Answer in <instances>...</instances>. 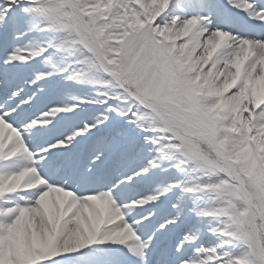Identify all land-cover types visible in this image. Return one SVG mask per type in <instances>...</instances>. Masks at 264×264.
<instances>
[{
    "label": "snow or ice",
    "instance_id": "6c2138e0",
    "mask_svg": "<svg viewBox=\"0 0 264 264\" xmlns=\"http://www.w3.org/2000/svg\"><path fill=\"white\" fill-rule=\"evenodd\" d=\"M0 264H264V0H0Z\"/></svg>",
    "mask_w": 264,
    "mask_h": 264
}]
</instances>
